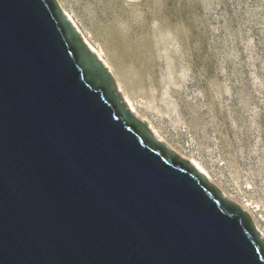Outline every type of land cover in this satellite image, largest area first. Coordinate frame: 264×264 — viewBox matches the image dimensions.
<instances>
[{"label":"water","instance_id":"water-1","mask_svg":"<svg viewBox=\"0 0 264 264\" xmlns=\"http://www.w3.org/2000/svg\"><path fill=\"white\" fill-rule=\"evenodd\" d=\"M176 157L56 0H0V264H264L248 214Z\"/></svg>","mask_w":264,"mask_h":264},{"label":"rangeland","instance_id":"rangeland-1","mask_svg":"<svg viewBox=\"0 0 264 264\" xmlns=\"http://www.w3.org/2000/svg\"><path fill=\"white\" fill-rule=\"evenodd\" d=\"M56 1L164 143L200 161L264 238V0Z\"/></svg>","mask_w":264,"mask_h":264},{"label":"bare ground","instance_id":"bare-ground-1","mask_svg":"<svg viewBox=\"0 0 264 264\" xmlns=\"http://www.w3.org/2000/svg\"><path fill=\"white\" fill-rule=\"evenodd\" d=\"M63 11L65 12L67 18L75 26L77 31L80 33V35L82 36V39L87 44V46L90 48V50H92L96 54L97 58L102 62V64L106 67V69L110 72V74H112V75L117 77V79H116L117 89H118L119 92L122 93L123 102L126 104L127 108L130 110V112L132 114H134L138 119H141V120H144V121L147 120L148 121L147 122V124H148L147 126L150 128V130L153 133V135L156 136L159 140L164 142V139H163L162 135L159 133V131L155 127V125H153L152 122L150 120H148L147 117L144 114L140 113L139 108H138L139 105L137 104V100L135 99L134 96L129 94V92L126 90L125 84L123 83V81L120 78H118V76H117V74L115 72V68H114L115 65L113 63H110L109 60L104 57L103 49L102 48H100V49L96 48L89 41V39L83 34V32L81 31L80 27L78 26V24L76 23V21L74 20L72 15L69 12H67L66 10H64V9H63ZM122 61H123V63H125L126 61H129L130 63H133V64L138 63V60L129 59L127 57H125ZM190 161L205 176L206 180L210 179L209 172L201 164L200 161H198L195 158H191Z\"/></svg>","mask_w":264,"mask_h":264},{"label":"trees","instance_id":"trees-1","mask_svg":"<svg viewBox=\"0 0 264 264\" xmlns=\"http://www.w3.org/2000/svg\"><path fill=\"white\" fill-rule=\"evenodd\" d=\"M176 159L180 160L179 157H176Z\"/></svg>","mask_w":264,"mask_h":264}]
</instances>
